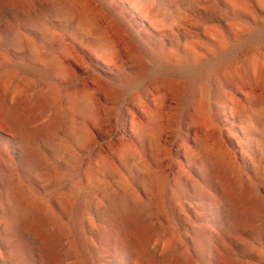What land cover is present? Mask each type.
Here are the masks:
<instances>
[{
    "label": "rangeland",
    "instance_id": "1",
    "mask_svg": "<svg viewBox=\"0 0 264 264\" xmlns=\"http://www.w3.org/2000/svg\"><path fill=\"white\" fill-rule=\"evenodd\" d=\"M70 1L90 8L85 32L56 0H19L0 20V264H16L33 206L49 215L69 263L121 264L127 254L106 239L117 210L134 204L153 232L134 258L211 264V234L230 228L212 166L238 186L251 182L252 162L264 172L255 137H244L246 118L264 111L247 101L264 100V0H111L114 16ZM230 101L247 115H234ZM22 140L39 167L25 161ZM259 190L262 212L225 247L236 264H264V181Z\"/></svg>",
    "mask_w": 264,
    "mask_h": 264
},
{
    "label": "bare ground",
    "instance_id": "2",
    "mask_svg": "<svg viewBox=\"0 0 264 264\" xmlns=\"http://www.w3.org/2000/svg\"><path fill=\"white\" fill-rule=\"evenodd\" d=\"M32 1L37 4L42 0ZM93 1H95L97 9L99 8V11H102L107 15L114 16L118 13V9L110 5L111 0H87L90 6H93ZM18 2L19 0H0V20L7 11L13 10ZM56 2L57 6L63 10V15L68 16L69 24L76 32H85L91 25L92 20L88 15L90 8L88 9V7L84 5L85 3H77L70 0H56ZM90 3H92V5ZM143 10L149 14L155 12L150 4L143 6ZM174 16V12L170 11H167L164 14V17L166 18H173ZM104 39L105 38H103V40ZM106 41L108 40H104V42ZM246 51L247 50L243 53ZM242 55L243 54H240L238 58L240 59ZM219 65L220 63H215L213 68L218 67ZM206 68L208 67H204V69ZM138 76L136 75L134 79H137ZM245 79H248V77H245ZM247 101L249 102L250 107L253 108L264 102V100L258 95L249 96ZM229 106L234 115H247L246 110L235 102L230 101ZM190 116L191 114H187V117ZM244 123V137L247 142L249 143V139L255 137L253 140L261 149V152L264 153V111L251 112V118H246ZM57 126L58 124L56 123L52 125V128H57ZM260 127H263V129ZM27 142L22 140V144L26 148L25 150L27 153L25 161L28 162L30 166L37 168L40 166L38 153L32 148L31 144H28ZM239 144L242 145V143ZM126 156L127 153H124V159L127 158ZM251 167V172L248 173L251 176V182L245 183L243 186H238L226 169L218 164L212 166L213 171L209 175L212 191L216 196V200L222 199L228 204V209L230 211V228L228 234L220 233L219 237L211 234V238H209V242L212 243L209 255L211 264H236L233 262L230 252L225 249L227 243L229 244L230 242L231 234L246 229V225L251 218L259 215L263 210V202L260 200L259 196V185L264 181V172L255 162H252ZM106 170L109 171L108 168H106ZM85 203L86 202L80 204L76 210V219L74 223L76 230L83 227L81 216L84 211ZM145 211L146 210H143L139 205L134 204V207H131L127 212L117 210L112 218L110 233L106 240L108 246L118 250L117 252L124 251L127 254L128 257L125 258L121 264H143L141 260L134 258L133 254L138 249H143L152 245L153 232L148 226V221L144 215ZM63 212L66 213V210L63 209ZM239 219L240 221H238ZM22 221L24 227L17 234L18 243L14 250V261L16 264H33L34 260L32 257H36V255L38 258L36 257L35 264H72L69 263L71 258L69 257L68 251L61 247L59 248L58 246L60 238L58 231H53V233L47 231L51 219L42 208L33 206L25 215H23ZM26 228L34 229L37 236H34L31 232H26L29 230ZM255 231H262V229L258 228ZM77 235L80 245H83L81 234L77 233ZM157 247V244L154 245V249H157ZM241 247L243 250H246L245 245ZM38 254L43 257H39L40 255ZM174 264H180V261L176 260Z\"/></svg>",
    "mask_w": 264,
    "mask_h": 264
}]
</instances>
